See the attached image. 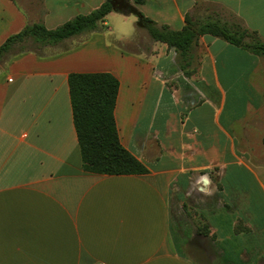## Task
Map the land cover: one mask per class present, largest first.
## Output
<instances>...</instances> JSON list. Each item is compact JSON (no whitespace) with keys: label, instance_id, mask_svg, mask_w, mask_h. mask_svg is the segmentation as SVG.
<instances>
[{"label":"crops","instance_id":"0c3cea01","mask_svg":"<svg viewBox=\"0 0 264 264\" xmlns=\"http://www.w3.org/2000/svg\"><path fill=\"white\" fill-rule=\"evenodd\" d=\"M101 1L0 0V43L27 22L54 27ZM136 7L174 29L185 13L222 8L264 40V0ZM112 12L104 30L0 68V264H264V56L200 34L185 75L165 42L109 26ZM71 71L115 75L118 138L146 172L82 169ZM233 75L250 81L244 115L227 101Z\"/></svg>","mask_w":264,"mask_h":264},{"label":"trees","instance_id":"16d2710c","mask_svg":"<svg viewBox=\"0 0 264 264\" xmlns=\"http://www.w3.org/2000/svg\"><path fill=\"white\" fill-rule=\"evenodd\" d=\"M143 0H102L86 13H77L54 27L27 22L0 43V68L13 54L21 51L46 52L47 47L64 48L62 41L101 28L107 12L113 10L135 16L136 29L150 40L165 42L175 52V62L185 75L196 69L197 40L211 34L250 52L264 56V40L241 19L222 8H210L202 16L184 14L178 29L157 23L140 11ZM67 86L73 126L84 171L105 174L144 173L146 166L119 141L113 117L118 80L109 71H71Z\"/></svg>","mask_w":264,"mask_h":264},{"label":"rangeland","instance_id":"374dc122","mask_svg":"<svg viewBox=\"0 0 264 264\" xmlns=\"http://www.w3.org/2000/svg\"><path fill=\"white\" fill-rule=\"evenodd\" d=\"M109 18L107 19V24L109 26H115L118 30L122 29L124 31H129L134 29L135 25H133V20H135V16L131 13L128 14H120L116 12H112V14H109ZM101 28L104 30L105 26H101ZM130 47V46H129ZM132 48H135L134 45H132ZM55 49L54 47H47V51H51ZM233 79L225 81L227 85V101L229 104H235V110H241L242 114L246 113V105L248 102V94L251 92L250 87V81L246 78H234V75L232 77ZM257 88L262 89L264 88L262 83L263 81L256 80ZM259 138V135H256V139Z\"/></svg>","mask_w":264,"mask_h":264}]
</instances>
